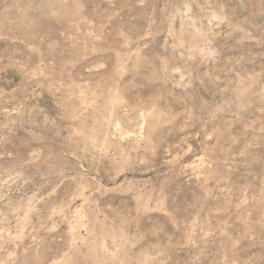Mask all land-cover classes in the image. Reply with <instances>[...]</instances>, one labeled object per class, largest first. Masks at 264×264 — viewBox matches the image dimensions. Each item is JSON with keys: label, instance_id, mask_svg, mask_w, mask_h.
I'll return each instance as SVG.
<instances>
[{"label": "rangeland", "instance_id": "1", "mask_svg": "<svg viewBox=\"0 0 264 264\" xmlns=\"http://www.w3.org/2000/svg\"><path fill=\"white\" fill-rule=\"evenodd\" d=\"M0 264H264V0H0Z\"/></svg>", "mask_w": 264, "mask_h": 264}]
</instances>
